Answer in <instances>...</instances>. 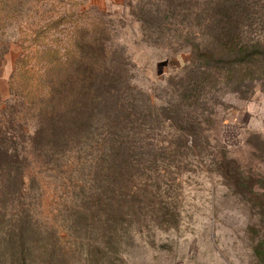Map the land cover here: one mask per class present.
<instances>
[{
  "label": "rangeland",
  "instance_id": "rangeland-1",
  "mask_svg": "<svg viewBox=\"0 0 264 264\" xmlns=\"http://www.w3.org/2000/svg\"><path fill=\"white\" fill-rule=\"evenodd\" d=\"M247 1V36L264 39V0ZM203 3L20 0L11 9L0 0V102L13 97L23 39L47 28L43 45L64 53L72 23L108 31L109 59L134 100L106 156L98 134L81 130L70 142H25L23 183L1 169L0 264H264V82L245 93L219 84L205 108L176 105V83L208 34ZM74 11L83 19L50 22ZM173 111L198 119L194 137Z\"/></svg>",
  "mask_w": 264,
  "mask_h": 264
},
{
  "label": "trees",
  "instance_id": "trees-1",
  "mask_svg": "<svg viewBox=\"0 0 264 264\" xmlns=\"http://www.w3.org/2000/svg\"><path fill=\"white\" fill-rule=\"evenodd\" d=\"M18 1L5 0L6 8L14 9ZM203 4L208 11L204 21L208 34L195 43L191 62L176 83L180 110L183 105L192 110L205 108L209 90L219 84L245 93L255 82H264V39L247 36L248 26L255 21L249 1L204 0ZM179 5L176 1L170 8L176 13ZM68 16L74 22L83 19L75 12L50 22L58 26ZM73 25L74 30L65 28L71 43L63 48L64 53L56 45H43L47 28L37 31L31 44L23 39L9 80L13 97L5 104L0 102V172L14 167L18 184L25 182V166L30 162L25 142L31 147L46 138L65 143L82 130L89 138L98 134L97 147L106 156L111 151L110 134L117 133L122 120L133 114L126 102L130 105L134 100L121 86L118 65L115 70L116 64L109 59L108 31ZM97 113L103 116H93ZM173 115L176 122H186L182 132L187 139L201 127L195 117L188 120L174 111Z\"/></svg>",
  "mask_w": 264,
  "mask_h": 264
}]
</instances>
